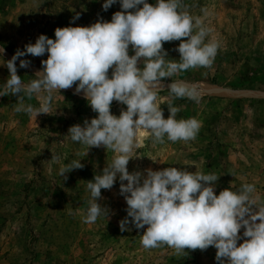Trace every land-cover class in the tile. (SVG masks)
I'll list each match as a JSON object with an SVG mask.
<instances>
[{"label":"rangeland","instance_id":"rangeland-1","mask_svg":"<svg viewBox=\"0 0 264 264\" xmlns=\"http://www.w3.org/2000/svg\"><path fill=\"white\" fill-rule=\"evenodd\" d=\"M102 3L0 0L4 59L34 43L40 34L55 39L57 27L87 26L98 18L110 20L114 12L121 10L116 3L104 11ZM184 3L210 29L209 38L217 39L220 48L211 67L164 78L165 87L158 100L165 118L171 101L180 108L178 119L196 117L202 127L197 137L187 142L165 139L161 144L143 139L135 153L141 156L132 158L127 168L143 172L146 168L175 166L216 173L220 175L215 194L231 183H253L264 195V0ZM77 15L79 19L73 21ZM179 43H163L169 59L179 57ZM25 58L31 64L20 68L17 61V74L28 81L41 70L47 53ZM8 75V69L0 66V83ZM171 79L194 85L200 102L174 98L167 91ZM74 88L54 93L52 108L56 111L41 114L36 120L15 111L16 95L0 96V264H217L212 246L203 251L185 249L177 256L167 245L145 249L141 244L144 229L133 227L130 232H121L118 221L127 215V205L119 194L118 180L112 189H101L102 199L97 201L109 209L108 218L101 216L93 224L84 222L90 196L87 180L100 172L115 153L103 146L90 147L83 157L86 146L67 135L70 126L83 125L85 119L97 115L82 94H74ZM25 102L39 106L36 98ZM122 108L126 105L113 101L110 111L119 116ZM75 159H80L84 167L66 173L68 178L63 180L59 168Z\"/></svg>","mask_w":264,"mask_h":264},{"label":"clouds","instance_id":"clouds-1","mask_svg":"<svg viewBox=\"0 0 264 264\" xmlns=\"http://www.w3.org/2000/svg\"><path fill=\"white\" fill-rule=\"evenodd\" d=\"M116 3L121 10L110 20L98 18L87 26L57 27L55 39L40 34L8 60L0 46V66L9 73L0 83V96L16 95L15 111L36 120L56 111L52 108L54 93L75 85L74 94H82L97 113L83 125L73 124L67 133L71 141L86 146L83 157L90 147L103 146L115 153L87 180L90 196L85 223L108 218L109 209L97 201L102 199L101 189H112L118 180L119 194L127 205V215L118 221L120 231L144 229L141 244L145 249L167 245L179 256L185 249L203 251L212 246L217 264H264V195L255 184L231 183L215 194L220 174L175 166L128 170L129 161L141 156L135 153L143 139L162 144L165 139L187 142L197 137L202 121L196 117L178 119L180 108L171 101L165 118L158 94L165 87L164 78L211 67L220 43L209 38L210 29L190 13L184 0H103L102 9L107 11ZM203 11L208 15L207 9ZM76 19L78 15L73 21ZM171 41H180L176 59H169L163 48L164 42ZM45 53L41 70L30 80L17 74V61L20 68H28L31 61L25 57ZM167 89L174 98L200 102L195 86L183 80L171 79ZM33 98L38 107L25 102ZM113 101L126 105L119 116L110 111ZM83 167L80 159H75L62 165L58 175L67 180L66 173Z\"/></svg>","mask_w":264,"mask_h":264},{"label":"bare ground","instance_id":"bare-ground-1","mask_svg":"<svg viewBox=\"0 0 264 264\" xmlns=\"http://www.w3.org/2000/svg\"><path fill=\"white\" fill-rule=\"evenodd\" d=\"M215 92V91H214Z\"/></svg>","mask_w":264,"mask_h":264}]
</instances>
